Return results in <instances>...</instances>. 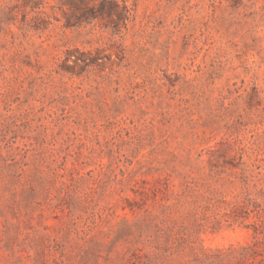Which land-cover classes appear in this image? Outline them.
<instances>
[{
  "label": "rangeland",
  "instance_id": "rangeland-1",
  "mask_svg": "<svg viewBox=\"0 0 264 264\" xmlns=\"http://www.w3.org/2000/svg\"><path fill=\"white\" fill-rule=\"evenodd\" d=\"M0 264H264V0H0Z\"/></svg>",
  "mask_w": 264,
  "mask_h": 264
}]
</instances>
